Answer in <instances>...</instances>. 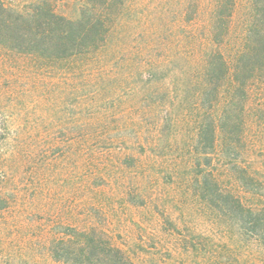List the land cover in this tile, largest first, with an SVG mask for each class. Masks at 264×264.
Instances as JSON below:
<instances>
[{
    "label": "trees",
    "instance_id": "16d2710c",
    "mask_svg": "<svg viewBox=\"0 0 264 264\" xmlns=\"http://www.w3.org/2000/svg\"><path fill=\"white\" fill-rule=\"evenodd\" d=\"M130 1L80 0L70 19L46 0L22 12L0 0V47L39 63L43 101L61 122L51 130L116 156L120 173L185 139L195 196L264 249V166L249 158L264 165V0H245L237 24L238 0H141L136 15ZM8 131L2 155L35 160L27 123ZM64 230L71 244L59 241L57 260L127 264L103 232Z\"/></svg>",
    "mask_w": 264,
    "mask_h": 264
},
{
    "label": "rangeland",
    "instance_id": "374dc122",
    "mask_svg": "<svg viewBox=\"0 0 264 264\" xmlns=\"http://www.w3.org/2000/svg\"><path fill=\"white\" fill-rule=\"evenodd\" d=\"M1 1L22 12L43 0ZM46 1L67 18L80 14V0ZM244 2L238 0L234 24ZM140 4L130 1L134 15ZM38 68V62L0 47V264H72L55 255L64 257L59 241L69 246L64 229L75 225L103 232L127 264H264V249L251 236L195 196L189 173L195 153L185 139L151 150L135 168L120 173L116 156L92 154L85 143L79 147L69 129L51 130L61 122L49 110L51 101H43ZM14 123H27L32 132L30 146L37 152L27 164L16 153H1L13 141L8 128ZM20 138L25 142L22 133ZM249 158L264 166L258 152Z\"/></svg>",
    "mask_w": 264,
    "mask_h": 264
}]
</instances>
